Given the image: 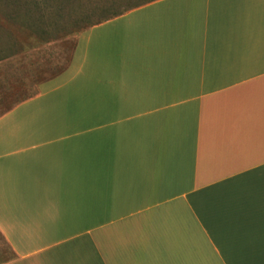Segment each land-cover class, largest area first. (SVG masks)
Listing matches in <instances>:
<instances>
[{"label":"crops","instance_id":"crops-1","mask_svg":"<svg viewBox=\"0 0 264 264\" xmlns=\"http://www.w3.org/2000/svg\"><path fill=\"white\" fill-rule=\"evenodd\" d=\"M73 59V117L52 80L0 116L2 264H264V0H154Z\"/></svg>","mask_w":264,"mask_h":264},{"label":"rangeland","instance_id":"rangeland-1","mask_svg":"<svg viewBox=\"0 0 264 264\" xmlns=\"http://www.w3.org/2000/svg\"><path fill=\"white\" fill-rule=\"evenodd\" d=\"M141 1L0 0V55L3 56L0 58V115L37 95L41 87L52 80L46 86L49 88L47 95L31 105L62 102L66 107L62 106L65 110L61 114L64 113L66 118L73 117L68 104L75 102V85L78 88L80 85L78 81L70 79L71 74L69 77L64 75L55 78L67 71L75 60L78 63L82 61L81 49L77 54L79 57L73 59L79 37L104 16ZM97 32L95 36L98 37L101 33ZM88 42L83 44L87 46ZM90 44L87 49L92 50ZM88 66L89 61L83 68L85 72H89ZM77 99L88 103L89 87L83 93L79 91ZM39 106H35L36 112L32 114L26 107H22L7 119L25 120L32 116L41 118L37 111ZM11 257V248L0 233V264L9 261Z\"/></svg>","mask_w":264,"mask_h":264},{"label":"trees","instance_id":"trees-1","mask_svg":"<svg viewBox=\"0 0 264 264\" xmlns=\"http://www.w3.org/2000/svg\"><path fill=\"white\" fill-rule=\"evenodd\" d=\"M151 1H154V0H143V1H141L140 3H138V4H136V5H132V6H126L125 8H123L122 10H118L117 12H113V13H111V14H109V15H106V16H104V18L102 19V20H100V21H98V22H96V23H93L92 25H90V26H93V25H96V24H99V23H102V22H104V21H106V20H108V19H111V18H113V17H116V16H119V15H122L123 13H125V12H127V11H129V10H131V9H133V8H136V7H138V6H141V5H144V4H146V3H149V2H151ZM123 7V6H122ZM1 57H3V56H1L0 55V58ZM10 110V109H9ZM6 112V111H5ZM1 116V115H0Z\"/></svg>","mask_w":264,"mask_h":264}]
</instances>
